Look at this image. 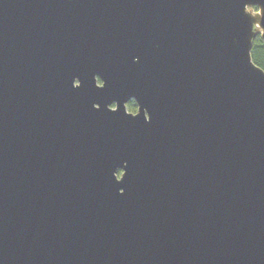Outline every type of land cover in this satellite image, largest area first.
<instances>
[{
	"label": "water",
	"instance_id": "obj_1",
	"mask_svg": "<svg viewBox=\"0 0 264 264\" xmlns=\"http://www.w3.org/2000/svg\"><path fill=\"white\" fill-rule=\"evenodd\" d=\"M258 36L264 0H0V264H264Z\"/></svg>",
	"mask_w": 264,
	"mask_h": 264
},
{
	"label": "trees",
	"instance_id": "obj_2",
	"mask_svg": "<svg viewBox=\"0 0 264 264\" xmlns=\"http://www.w3.org/2000/svg\"><path fill=\"white\" fill-rule=\"evenodd\" d=\"M252 57L255 64L264 69V40L260 36L254 40ZM127 107L129 112H137L138 107L134 101H130Z\"/></svg>",
	"mask_w": 264,
	"mask_h": 264
},
{
	"label": "rangeland",
	"instance_id": "obj_3",
	"mask_svg": "<svg viewBox=\"0 0 264 264\" xmlns=\"http://www.w3.org/2000/svg\"><path fill=\"white\" fill-rule=\"evenodd\" d=\"M115 106L113 105L112 108H114Z\"/></svg>",
	"mask_w": 264,
	"mask_h": 264
}]
</instances>
